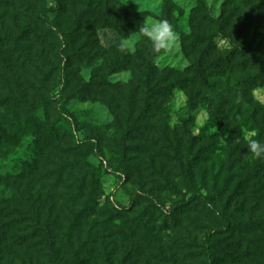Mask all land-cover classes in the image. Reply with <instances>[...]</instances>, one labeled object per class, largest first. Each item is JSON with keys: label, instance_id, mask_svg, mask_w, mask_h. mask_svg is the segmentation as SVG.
<instances>
[{"label": "rangeland", "instance_id": "374dc122", "mask_svg": "<svg viewBox=\"0 0 264 264\" xmlns=\"http://www.w3.org/2000/svg\"><path fill=\"white\" fill-rule=\"evenodd\" d=\"M117 1L146 12L151 45L161 47L160 68L182 72L190 64L185 41L200 24L217 55L241 44L264 57V0ZM63 2L0 0V264L43 262L30 234L34 216L50 226L69 263L264 264V158L247 144L250 138L264 143V85L244 89L239 83L246 74L228 73L211 78L205 89L174 88L163 114L151 113L138 125L154 130L145 133L149 142L124 140L119 113L124 108L129 115L130 107L121 108L118 92L125 89L114 84L127 82L129 71H107L113 87L105 102L76 96L101 78L103 50L116 43L132 52L139 34L122 37L98 27L88 37L74 25L82 3L69 0L64 12ZM199 6L207 14L203 21L195 15ZM38 11L52 26L84 33L75 46L89 43L91 59L75 62L61 93L66 115L54 94L67 62L63 39L46 29ZM188 135L201 150L190 182L178 166L184 150L152 140L167 136L177 143ZM138 141L149 153L124 149ZM213 187L223 190L222 198L234 193L228 209L215 198L190 200L193 193L209 196ZM76 189L80 195H70ZM225 218L230 226L213 238L208 260L201 238Z\"/></svg>", "mask_w": 264, "mask_h": 264}, {"label": "trees", "instance_id": "16d2710c", "mask_svg": "<svg viewBox=\"0 0 264 264\" xmlns=\"http://www.w3.org/2000/svg\"><path fill=\"white\" fill-rule=\"evenodd\" d=\"M69 0H64V12L66 3ZM84 6L81 13H75L74 25L77 30H84L90 36V32L98 27L109 28L114 30L122 37H128L134 32L139 34L140 42L135 46L132 52L124 50L122 46H108L103 52L104 66L101 67V78L92 84H88V90L84 94H77L76 97L80 99L93 98L95 100L105 102L107 90L111 89L113 85L106 79L107 71H129L130 77L124 84H114L118 89L121 86L125 90L119 91L118 100L121 102V108L126 104L130 107L129 115H125L122 111L119 113L121 120L125 119L124 125L120 135L124 140H139L140 143L149 142L146 132L149 135L154 130L144 131L146 127L138 128L140 123L145 122L146 118L154 113L155 115L163 114V103L165 99L172 93L174 88H188L194 87L197 90L205 89L209 86L211 78L222 77L228 73H242L246 77L239 83L244 89H254L264 85V57L260 56L254 50L245 48L244 45L235 44L233 49L227 54L217 55V49L212 38L198 25V28L192 33V38L188 42L187 55L190 58V64L182 71L178 72L170 68H160L155 63V58L161 52L160 46H152L149 36L146 33L145 21L146 12H131L124 8L117 0H78ZM164 13L166 17L170 16V11L165 6ZM77 12V11H76ZM196 16H200V21L207 19V14L202 6L196 10ZM37 16L42 20L46 29L51 33H57L59 38H62V46L60 47L61 55L64 56L66 65L61 68V83H59L55 91V98L59 103V108L62 114L66 115L65 97L62 96V90L67 88L69 75H72V67L75 62L89 61L90 51L86 49L89 43L83 46H75L77 41L84 37V33L74 35L69 29H62L60 26H52L48 17L42 11L37 12ZM58 30V31H57ZM94 32V31H93ZM86 51V52H83ZM212 57V61L205 66L208 59ZM68 68H70L68 70ZM209 69V72H207ZM105 77V78H104ZM127 100V103H126ZM132 106V107H131ZM145 128V129H144ZM185 133V132H183ZM186 135V133H185ZM168 136V135H167ZM165 137H154L152 140L161 142L164 141L163 147H173L178 151L179 147L184 150L185 160L179 163V171L184 181L190 182L197 166L201 163V150L197 146V141L194 135H188L186 140L179 138L176 143L175 140H168ZM139 141L134 146H125L124 149L132 152L149 153L148 147L145 144H139ZM176 144V146L174 145ZM174 145V146H173ZM158 154L166 156V152L158 150ZM10 175L4 176L2 179L9 183ZM222 189L211 188L209 196L200 193H193L190 200H202L208 202L209 199H219L221 205L228 209L233 199V192H229L222 198ZM81 191L76 189L70 192V195L78 197ZM33 224L31 225V238L33 246H38L39 256L43 258L41 264H74L63 260L59 249L56 246L54 234L50 226H45L39 216L32 217ZM230 226L229 218H225L222 224L215 227L213 230L207 231L201 238L200 247L204 256L211 260L213 259V238L221 234ZM33 264V263H31Z\"/></svg>", "mask_w": 264, "mask_h": 264}, {"label": "clouds", "instance_id": "9594fccd", "mask_svg": "<svg viewBox=\"0 0 264 264\" xmlns=\"http://www.w3.org/2000/svg\"><path fill=\"white\" fill-rule=\"evenodd\" d=\"M166 23V22H165ZM248 149L256 158H264V143L256 139H249L247 141Z\"/></svg>", "mask_w": 264, "mask_h": 264}]
</instances>
